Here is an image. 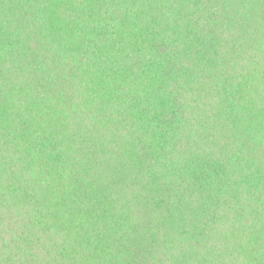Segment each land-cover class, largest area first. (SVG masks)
Returning <instances> with one entry per match:
<instances>
[{
    "label": "trees",
    "instance_id": "16d2710c",
    "mask_svg": "<svg viewBox=\"0 0 264 264\" xmlns=\"http://www.w3.org/2000/svg\"><path fill=\"white\" fill-rule=\"evenodd\" d=\"M0 264H264V0H0Z\"/></svg>",
    "mask_w": 264,
    "mask_h": 264
}]
</instances>
